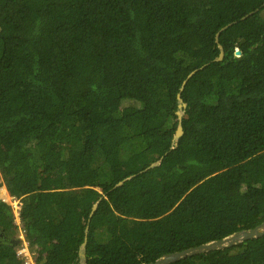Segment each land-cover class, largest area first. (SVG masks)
Wrapping results in <instances>:
<instances>
[{"label":"trees","instance_id":"16d2710c","mask_svg":"<svg viewBox=\"0 0 264 264\" xmlns=\"http://www.w3.org/2000/svg\"><path fill=\"white\" fill-rule=\"evenodd\" d=\"M3 185L0 264L20 232L36 264L87 227L85 264H143L262 223L264 0H0ZM169 264H264V235Z\"/></svg>","mask_w":264,"mask_h":264},{"label":"water","instance_id":"95a60500","mask_svg":"<svg viewBox=\"0 0 264 264\" xmlns=\"http://www.w3.org/2000/svg\"><path fill=\"white\" fill-rule=\"evenodd\" d=\"M257 10L258 9H256L255 11H251L246 16H249V15L253 14ZM245 17H243V18H245ZM231 24L232 23H229V24L225 25L224 27H222L220 29V31L217 33V41H218V36H219L220 32L225 30ZM219 47H220L221 52H220V55L215 60H222L223 56H224L223 46L221 44H219ZM240 54H241V51L239 49L236 50V55L239 56ZM196 70L197 69L193 70L187 76V78L183 81L182 86L180 88V91L178 93V102H179L178 103V107H179V110L177 111V114L179 116V124H178V128L176 130L175 140L179 139L182 136V134L184 133L183 126H182V117H183V114H184V108L186 107V103L183 100V98L181 96V93H182V91H183L188 79L193 76V74L196 72ZM158 163L159 162L152 163L149 167H154ZM124 181L125 180L120 181L117 185L123 184ZM97 205H98V202H96L94 204L92 212H91V215L97 209ZM87 232H88V227L86 229L85 241L82 243V245L80 247L78 264H85V262H86ZM263 235H264V221L262 223L258 224L257 226L253 227V228L239 230V231H236V232H234V233H232V234H230V235H228L226 237H223L221 239L212 240V241H209V242H206V243H202V244L194 246V247L186 248V249L181 250V251L170 252V253H167V254L159 257L158 259H156L153 262L143 263V264H169V263L181 260V259L186 258V257L191 256V255H195V254H199V253L208 252V251H211V250L223 249V248H228V247H232V246H235V245H239L240 243H242V242H244L246 240L258 238V237H261ZM21 240H22V238H17L14 241V244L17 245Z\"/></svg>","mask_w":264,"mask_h":264},{"label":"built area","instance_id":"2783aa9c","mask_svg":"<svg viewBox=\"0 0 264 264\" xmlns=\"http://www.w3.org/2000/svg\"><path fill=\"white\" fill-rule=\"evenodd\" d=\"M10 199H13L15 203L14 209L17 211L18 217L20 216V209L22 206L21 198L11 195ZM5 202V201H4ZM13 209V210H14ZM20 221V219H19ZM22 240L16 245L17 255L22 258L23 264H36L35 251L30 249L29 242L24 238L22 234Z\"/></svg>","mask_w":264,"mask_h":264},{"label":"rangeland","instance_id":"374dc122","mask_svg":"<svg viewBox=\"0 0 264 264\" xmlns=\"http://www.w3.org/2000/svg\"><path fill=\"white\" fill-rule=\"evenodd\" d=\"M10 196L11 194L9 193V191L7 190L6 186L3 185L1 188H0V199L9 203L11 205V207L14 209V206H15V203H17L16 201H14L13 199H10ZM14 213L17 217V221L19 222V217L18 215L16 214L17 211L14 209ZM18 238H22V233L20 232ZM17 239V238H16ZM23 239V238H22ZM78 264V263H77Z\"/></svg>","mask_w":264,"mask_h":264}]
</instances>
